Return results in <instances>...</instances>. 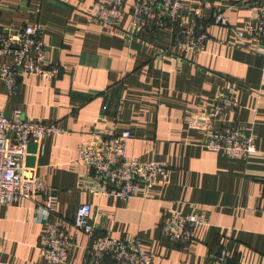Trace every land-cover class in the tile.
<instances>
[{"label":"crops","instance_id":"1","mask_svg":"<svg viewBox=\"0 0 264 264\" xmlns=\"http://www.w3.org/2000/svg\"><path fill=\"white\" fill-rule=\"evenodd\" d=\"M188 1L207 2L200 9L209 35L203 51L169 47L166 28L153 39L133 38V0H123L113 25L93 18V0H0L2 25H43L47 60L58 67L52 78L24 75L10 96L0 77V110L64 127L39 146L29 143L25 160L57 195L55 212L44 215L40 195L0 206V264H48L38 247L46 223L57 217L73 240L65 264H112L110 257L89 259L88 237L72 226L81 203L90 205L88 221L101 233L137 238L152 255L149 264H203L209 251L223 247L227 264H264V41L234 33L255 14L252 3L264 0ZM212 6L226 10L227 25L209 21ZM221 91L240 107L214 127L251 135L255 150L245 157L207 150L203 130L190 125L191 114L207 109ZM93 128L128 130L125 154L164 163L168 184L140 183L127 200L88 192L89 169L74 160ZM177 212L205 219L187 245L161 232Z\"/></svg>","mask_w":264,"mask_h":264},{"label":"built area","instance_id":"2","mask_svg":"<svg viewBox=\"0 0 264 264\" xmlns=\"http://www.w3.org/2000/svg\"><path fill=\"white\" fill-rule=\"evenodd\" d=\"M93 18L104 25L116 24L121 16L123 0H93ZM206 1L188 0H133L131 7L130 35L135 39L149 40L160 29L171 34L169 47L179 51H203L209 40L206 21L201 17V6ZM254 15L247 18L244 30H234L238 38L244 33L264 41V3L255 1ZM209 21L227 25L225 9L211 8ZM43 25L40 22L20 28L0 23V77L7 95L17 91L20 79L26 74L52 78L58 71L46 56V45L41 39ZM167 49H161L164 53ZM240 107L229 92L221 91L207 109L192 113L190 125L204 132L202 146L228 157H245L255 150L251 135H244L237 127L215 128L214 122ZM64 127L56 121L38 122L24 117L20 110L11 115L0 110V206L19 198L34 200L40 195L38 206L44 215L54 213L57 195L36 175V168L25 163L29 143L40 145L49 136L59 134ZM130 137L128 130L116 132L91 129L76 149L74 162L85 165L90 172L91 184L87 191L101 196L117 195L127 200L134 196L138 184L167 185L169 169L159 160L138 161L125 154ZM90 205L81 203L76 210L72 226L84 232L89 241L86 246L89 259L101 261L105 257L112 264H149L151 254L143 250L137 238L114 239L88 221ZM205 219L197 213L177 212L161 226V232L171 242L187 245L194 228ZM73 240L66 230V221L57 217L47 222L38 250L48 264H65ZM225 247L209 251L203 264H227Z\"/></svg>","mask_w":264,"mask_h":264}]
</instances>
